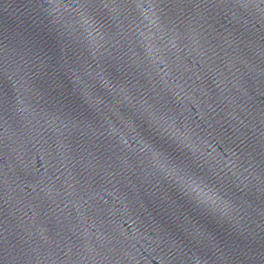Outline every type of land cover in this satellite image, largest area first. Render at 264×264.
<instances>
[{
	"label": "water",
	"instance_id": "obj_1",
	"mask_svg": "<svg viewBox=\"0 0 264 264\" xmlns=\"http://www.w3.org/2000/svg\"><path fill=\"white\" fill-rule=\"evenodd\" d=\"M0 264H264V0H0Z\"/></svg>",
	"mask_w": 264,
	"mask_h": 264
}]
</instances>
